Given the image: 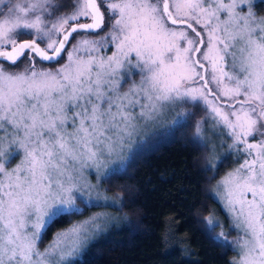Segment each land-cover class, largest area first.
I'll list each match as a JSON object with an SVG mask.
<instances>
[{
	"label": "snow or ice",
	"instance_id": "1",
	"mask_svg": "<svg viewBox=\"0 0 264 264\" xmlns=\"http://www.w3.org/2000/svg\"><path fill=\"white\" fill-rule=\"evenodd\" d=\"M258 4L264 0H0V264H74L99 231V215L39 244L61 217L82 211L77 200L92 203L82 187L91 198L96 186L83 180L84 169L104 182L118 178L119 165L108 161L178 105L204 113L191 125L195 134L210 132L221 147L230 140L228 155L243 158L217 181L231 226L210 239L235 252L229 264H264ZM189 143L200 150L209 142ZM210 143L209 161L217 148ZM226 158L202 171L214 180ZM205 221L208 233L219 223L211 213Z\"/></svg>",
	"mask_w": 264,
	"mask_h": 264
},
{
	"label": "trees",
	"instance_id": "2",
	"mask_svg": "<svg viewBox=\"0 0 264 264\" xmlns=\"http://www.w3.org/2000/svg\"><path fill=\"white\" fill-rule=\"evenodd\" d=\"M20 39H29L21 36ZM187 112L184 119L149 133L138 141L124 165L114 170L118 178L101 180L105 191L123 200V222L112 227L99 240L90 243L74 264H229L234 252L215 244L210 236L219 233L218 225L207 231L205 218L219 216L230 225L213 195L216 179L234 161L226 156L216 178L202 169L209 161V149L195 150L194 142H204L192 124L200 111ZM188 123V127H180ZM93 205L83 206L79 214L60 218L48 230L41 245L52 234L86 213ZM233 230L228 239L233 237Z\"/></svg>",
	"mask_w": 264,
	"mask_h": 264
},
{
	"label": "rangeland",
	"instance_id": "3",
	"mask_svg": "<svg viewBox=\"0 0 264 264\" xmlns=\"http://www.w3.org/2000/svg\"><path fill=\"white\" fill-rule=\"evenodd\" d=\"M256 11L260 15H264V5L258 4L257 8H256ZM108 54L110 55L111 52H109ZM134 79L138 80L139 77L137 76ZM129 83H130V81L123 83L121 91L126 90L128 88V86H129ZM191 109H192L191 107L178 105V106H176L175 108H173L171 110L165 111L157 120L149 123V125L147 127H141L138 130L137 134L133 137L130 145L125 147L123 153L122 154L113 155V157L108 161L109 168H112L113 165H119L118 169H120L124 165V162H125L126 158L130 155L131 151L134 149V147H135V145H136V143L138 141H141L149 133H151V132H153L155 130L161 129L164 126H168V125H171L173 123L181 121L182 119H184V117L187 114V112L190 111ZM200 113H201V116L198 118V120L195 121V123L197 121H200L202 116L204 115V113L202 111H200ZM178 116H179V119H177ZM203 127L206 128V129L210 128L211 124L210 123L209 124H205V125H203ZM199 136H200V138H202V140L204 142H209L208 145L210 146V148L212 147L210 141H212V140L216 141L217 148H216L215 154L212 157L213 161H215V156H217V155L220 156L223 153H228L229 152L227 144L231 143L230 140H228L221 147V146H219L220 140L217 139L216 137H213L210 132L206 133L204 135H199ZM220 139H223V137H221ZM231 158L234 161V164L216 179L215 184H214V189H213V195L216 198V200L218 201V203L220 204L224 214L227 216L230 226H231L230 217L227 215V213L223 209L221 203L219 202V197L216 196V184H217V181H219L225 175V173H227L231 169L237 167L238 163L242 162V159H243L241 157L240 161H238L236 153L234 151L231 154ZM20 159H21L20 155H17L14 159L11 160V162L7 166L9 168L14 167L19 162ZM118 169H114V170H118ZM83 180L86 181L88 184L96 186L95 189L92 190V192H91V198L88 195V191L89 190L82 187V190L84 192V199L85 200L91 199L92 203H89L88 205H93V207L92 208H88L86 210V213L84 215H82L81 217L73 220L69 224H67L64 227H62L61 229L56 230L52 234L51 238L46 243H44L42 245L39 244V247H40L41 250H43L52 241L54 235L57 232L65 230V229H68L72 225H76V224H79V223H81L83 221L89 220V218H91V217L99 215L100 219L97 222L100 224V229H99V231L92 233V235L90 236V239H89V242H88L87 246L90 243H93V242L99 240L112 227H117L123 222L124 216L120 212V206L119 207L116 206V205L108 206L106 204V202H105V198H108V200H111L113 198H119L118 195L112 194L111 192L105 191L103 189L102 184H101V180L97 179V173L95 172V170L86 167L84 169V172H83ZM76 195H79V193H77ZM77 204L81 208H83V206H84V205L80 204L79 200H77ZM214 218L219 221V223H218L219 232L221 231V226L223 227L224 230H226L228 225L227 226L223 225V222H222V220H221V218L219 216L214 215ZM233 232H234L233 237L229 238V240H232V239H234L236 237L237 232L235 230H233ZM87 246H86V248H87ZM86 248H84L83 251H85ZM83 251L75 259H78L81 256V254L83 253ZM234 255H235V252H234Z\"/></svg>",
	"mask_w": 264,
	"mask_h": 264
},
{
	"label": "water",
	"instance_id": "4",
	"mask_svg": "<svg viewBox=\"0 0 264 264\" xmlns=\"http://www.w3.org/2000/svg\"><path fill=\"white\" fill-rule=\"evenodd\" d=\"M21 40H24V39H21Z\"/></svg>",
	"mask_w": 264,
	"mask_h": 264
}]
</instances>
